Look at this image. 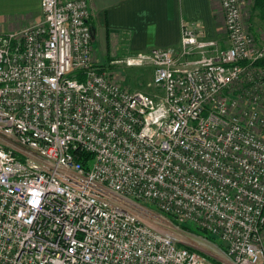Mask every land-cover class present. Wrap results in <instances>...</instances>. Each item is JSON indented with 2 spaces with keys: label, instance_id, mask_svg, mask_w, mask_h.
I'll list each match as a JSON object with an SVG mask.
<instances>
[{
  "label": "built area",
  "instance_id": "obj_1",
  "mask_svg": "<svg viewBox=\"0 0 264 264\" xmlns=\"http://www.w3.org/2000/svg\"><path fill=\"white\" fill-rule=\"evenodd\" d=\"M220 4L224 46L185 24L109 64L88 0H41L0 34V264H264V41ZM119 66H151L157 93ZM167 216L219 244H179L159 217L196 234Z\"/></svg>",
  "mask_w": 264,
  "mask_h": 264
},
{
  "label": "crops",
  "instance_id": "obj_2",
  "mask_svg": "<svg viewBox=\"0 0 264 264\" xmlns=\"http://www.w3.org/2000/svg\"><path fill=\"white\" fill-rule=\"evenodd\" d=\"M88 4L93 45L102 64L155 47L179 45L185 24H198L207 38L225 45L220 0H88ZM42 17L41 0H0V34Z\"/></svg>",
  "mask_w": 264,
  "mask_h": 264
},
{
  "label": "rangeland",
  "instance_id": "obj_3",
  "mask_svg": "<svg viewBox=\"0 0 264 264\" xmlns=\"http://www.w3.org/2000/svg\"><path fill=\"white\" fill-rule=\"evenodd\" d=\"M257 0H240L242 7V14L245 21V25L248 30L253 32L258 38L264 41V9L258 7L256 4ZM103 58H100V61ZM108 63V62H107ZM260 68H264L263 64H258ZM259 69V68H258ZM115 79L121 84L125 85L130 90H141L149 95H155L157 90L150 86V81L152 79L153 68L151 66L147 67H121L119 66L115 70ZM248 71L245 72L247 75ZM244 80V78H243ZM231 91L232 95L239 94L238 90L242 89V83L236 82L232 85ZM263 108V105L260 104ZM264 134V130H261ZM154 210H157L155 207H151ZM168 219H172L170 216H167ZM159 225L166 228L170 231L172 237L179 243L183 245H189L191 247H196L203 249L207 252L212 251V244H219L220 241L214 243L210 242L206 238L199 236L198 234L194 235L191 233H184L170 226L168 220L163 217H159L157 222ZM163 231V229H161ZM212 243V244H210Z\"/></svg>",
  "mask_w": 264,
  "mask_h": 264
},
{
  "label": "trees",
  "instance_id": "obj_4",
  "mask_svg": "<svg viewBox=\"0 0 264 264\" xmlns=\"http://www.w3.org/2000/svg\"><path fill=\"white\" fill-rule=\"evenodd\" d=\"M256 4L258 7H262V9H264V0H257ZM259 63L264 65V59L259 61ZM171 218H172L171 220L173 221L174 224L180 225L185 230H189V231H192L198 235H202V236L206 237L207 239H209L210 241H213V242H216L218 240L217 237L209 234L208 232H206L200 228H197V227H195L193 225H189V224H179L174 217H171ZM190 249H192V248H190Z\"/></svg>",
  "mask_w": 264,
  "mask_h": 264
}]
</instances>
